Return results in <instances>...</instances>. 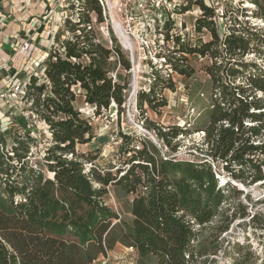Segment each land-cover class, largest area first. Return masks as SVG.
I'll return each instance as SVG.
<instances>
[{
  "label": "trees",
  "instance_id": "trees-1",
  "mask_svg": "<svg viewBox=\"0 0 264 264\" xmlns=\"http://www.w3.org/2000/svg\"><path fill=\"white\" fill-rule=\"evenodd\" d=\"M78 1L84 11L77 21H66L72 37L48 52L43 75H31L23 97L50 133L43 162L29 164L34 140L29 130L17 133L11 151L4 138L0 141V264H93L118 243L137 251L135 264H207V256L219 252L213 244L238 219L251 217L255 232L264 236V214L248 215L236 202L242 191L233 185L264 186V66L244 59L253 44L264 47V37L237 16L220 35L213 11L204 9L196 29L209 30L210 40L197 37L193 46L190 39L176 37L181 57H164L189 79L194 71L187 54L213 59L207 69L214 91L202 159L171 157L151 141L130 147L132 139L121 134L122 153L131 155L112 173L86 166L95 158L78 152V145L90 143L95 134L75 103L83 96L97 114L113 104L121 112L130 77L118 76L132 65L111 30L109 45L94 29L91 14L104 21L99 1ZM250 2L256 5L253 15L264 19V0ZM155 94V86L140 93L139 108L164 106H155ZM155 131L172 151L180 145L172 142L187 133L179 126ZM220 172L230 180L221 184ZM109 186L131 196L123 204L130 219L104 201ZM205 230L212 240L201 239ZM237 245L231 264H264V241L261 254Z\"/></svg>",
  "mask_w": 264,
  "mask_h": 264
},
{
  "label": "rangeland",
  "instance_id": "rangeland-1",
  "mask_svg": "<svg viewBox=\"0 0 264 264\" xmlns=\"http://www.w3.org/2000/svg\"><path fill=\"white\" fill-rule=\"evenodd\" d=\"M60 8L54 14L57 17L52 29L53 38L47 46V51L53 47H59L63 40L72 37L67 30V20L77 21L80 11H84V7L78 8L77 0H61ZM243 8V7H241ZM238 8L237 14L242 22L248 21L250 25L255 21L246 18L245 11ZM250 9V8H248ZM104 21L99 23L95 20V16L91 14L94 29L99 33L100 38L106 44L110 45L111 33L116 38L124 53L129 57V53L124 49L118 36L111 25L110 17L104 16ZM250 17V16H249ZM252 17H255L254 15ZM257 18V17H255ZM250 21V22H249ZM256 29L264 37V21L255 22ZM218 33L223 30L218 29ZM203 40H210L211 32L203 30L200 33ZM198 36V37H200ZM197 38L190 40L194 46L198 44ZM134 63L130 71H121L118 78L124 80L126 75L130 77V86L127 93L126 103L123 105L122 111L116 104L110 109H102L100 114L96 113L93 106L85 103L84 97L80 96L75 103L76 107L82 112L84 118L91 122L95 134L94 139L87 144H80L77 147L79 153H85L86 156L94 157L91 163L86 166H96L102 171H111L116 173L120 167H125V162L130 154L122 153V146L125 143L121 134L128 135L132 141L131 146H140V142L151 141L164 153H168L171 157L179 159L201 160V148L204 143L205 132L203 129L209 124L211 97L214 91V83L207 69L213 64L210 54L202 56L200 54L186 56L189 58V65L193 69V76L189 79L173 70L171 65L165 63V59L147 58L143 56V52L147 51L145 45L135 44ZM157 53L164 57L180 58L182 52L174 43H168L162 46ZM253 51L244 57L245 61H256L264 66V47L255 43ZM144 48V51L142 50ZM222 51V50H221ZM225 55V52H223ZM42 57L31 60V67L25 74L23 79L17 74H9L14 81L13 89H6V81L0 90V141L4 138L6 150H10L14 145V137L17 133L25 134L27 130L31 131L34 140L30 144L29 164L36 167L37 162H43L44 153L48 146L50 133L47 126L41 123L29 111V105L22 100L21 94L16 91L17 85L30 79L32 74L43 75ZM157 79V81H156ZM242 82L239 79L237 83ZM155 86V106L157 109L151 108L145 104L143 109L139 108L138 98L140 93L149 92L151 87ZM179 126L187 133L181 135L172 142L176 145L179 142L177 151L164 146L155 131V128L161 127L168 130L169 127ZM179 139V140H178ZM221 184L229 179L226 172L218 173ZM48 177H52V173L46 172ZM233 185L242 191V194L236 199V202L243 203L246 206L248 215H254L257 212L264 214V186L255 184L253 186H244L240 182L233 181ZM109 192L105 196L104 201L107 205L119 212L123 218L130 219V215L125 211L123 204L126 199L131 196H123V192L115 186H109ZM249 216L238 219L231 226L230 230L223 233L213 245L218 249L217 256H207V264H231L232 259L240 250L239 245H243L242 251L254 249L257 254H261L264 236L260 232H255ZM212 232L205 230L202 232L201 239L212 240ZM213 260V261H212ZM138 261L137 251L129 248L121 243L116 244L115 248L107 253L106 256L100 255L93 264H135ZM145 264H155L154 261L147 260ZM258 264H260L258 262Z\"/></svg>",
  "mask_w": 264,
  "mask_h": 264
},
{
  "label": "built area",
  "instance_id": "built-area-1",
  "mask_svg": "<svg viewBox=\"0 0 264 264\" xmlns=\"http://www.w3.org/2000/svg\"><path fill=\"white\" fill-rule=\"evenodd\" d=\"M103 9V14L110 17L111 25L118 39L129 53L131 65L134 63L135 44L145 45L148 49H142L143 56L149 58L164 59V55L157 53L163 45L174 43L176 37L181 40H193L200 36L196 25L204 9L213 11V21L217 30L225 33L233 25L238 16V8L245 11L246 18L263 22L262 18L253 16L256 5L250 0H98ZM79 4V1L77 0ZM250 8V9H248ZM250 16V17H249ZM250 22V21H249ZM219 32V31H218ZM220 33V35H223ZM203 38V36H200ZM31 41L27 39L19 46V51L27 52ZM17 51V49H16ZM37 75V74H36ZM31 77V76H30ZM30 80V79H29ZM29 83V82H28ZM27 82L17 85L16 91L21 94L22 100L26 93ZM13 79H6V89L12 90Z\"/></svg>",
  "mask_w": 264,
  "mask_h": 264
},
{
  "label": "crops",
  "instance_id": "crops-1",
  "mask_svg": "<svg viewBox=\"0 0 264 264\" xmlns=\"http://www.w3.org/2000/svg\"><path fill=\"white\" fill-rule=\"evenodd\" d=\"M60 4L61 0H0V90L9 74L23 79L31 60L41 56L44 68L47 46L52 42L53 26L56 27L53 13ZM27 39L31 41L30 49L19 51Z\"/></svg>",
  "mask_w": 264,
  "mask_h": 264
},
{
  "label": "bare ground",
  "instance_id": "bare-ground-1",
  "mask_svg": "<svg viewBox=\"0 0 264 264\" xmlns=\"http://www.w3.org/2000/svg\"><path fill=\"white\" fill-rule=\"evenodd\" d=\"M117 35H118V31H117Z\"/></svg>",
  "mask_w": 264,
  "mask_h": 264
}]
</instances>
